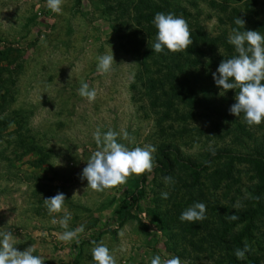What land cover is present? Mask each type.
I'll return each instance as SVG.
<instances>
[{"label": "rangeland", "instance_id": "374dc122", "mask_svg": "<svg viewBox=\"0 0 264 264\" xmlns=\"http://www.w3.org/2000/svg\"><path fill=\"white\" fill-rule=\"evenodd\" d=\"M244 1L248 11L242 12ZM225 2L198 0L199 9L189 8L199 14L205 31L221 36L223 42L232 34L227 21L232 9L250 20L240 31L264 35V0ZM61 7L62 13L56 14L46 0H0V50L12 49L21 64L14 107H34L31 124L46 148L40 166L32 161L36 155L19 157L12 148L0 155V232L11 231L19 251L34 246L33 254L43 256L44 264H94L91 250L101 242L117 264H150L155 255L178 256L181 264H238L234 240L244 224L228 217L256 207L257 170L253 162L229 155L207 161L215 150L264 155V122L249 126L243 114L230 113L238 89L223 93L212 76L223 59L238 55L234 46L218 45L203 59V84L215 101L213 108L209 102L201 103L193 107V117L160 120L146 100L133 101L128 88L132 61L116 51L108 23L99 15L98 0H63ZM111 52L112 70L100 75L97 57ZM81 81L96 89L94 102L78 95ZM97 128L102 133L126 130L130 141L118 136L117 142L130 149L155 147V166L144 174V183L142 176H133L126 185L95 192L80 179L97 150L93 139ZM165 176L173 182L165 184ZM58 192L65 195L64 209L72 215L68 229L51 223L63 211L49 216L43 203ZM135 192L140 197L130 213L129 198ZM162 192L169 193L167 199L161 198ZM259 200L249 234L241 240L264 264V190ZM196 202L206 205V219L181 222L180 214ZM237 204L239 208L234 207ZM81 225L79 244L58 240V234Z\"/></svg>", "mask_w": 264, "mask_h": 264}, {"label": "trees", "instance_id": "16d2710c", "mask_svg": "<svg viewBox=\"0 0 264 264\" xmlns=\"http://www.w3.org/2000/svg\"><path fill=\"white\" fill-rule=\"evenodd\" d=\"M225 1L228 3L230 0ZM241 6L244 8L242 12L248 11L247 1ZM189 7L199 9L198 0H98L99 10H96L108 23L111 37L117 45L116 51L132 61L128 88L133 101L146 100L147 107L154 109V114L160 120L177 121L193 117V107L201 103L209 102L213 108L215 101L211 99L208 87L203 84V59L209 49L218 45L227 49L231 46L228 43L229 36L223 42L221 36L208 34L199 23V14ZM156 13H172L187 21L193 43L186 51L169 53L165 49L167 54L152 51L156 34L152 21ZM235 16L250 23L244 13L232 9L231 15L227 16L232 29L236 26ZM258 26L261 24L258 23ZM11 52L10 48L0 50V142L4 145L0 155L4 149L12 148L11 152L15 151L19 157L36 155L32 161L40 166L45 161L43 155L46 148L42 146L39 131L31 124L34 107L31 104L27 108L14 107L18 93L15 85L21 64ZM161 150L162 153L165 149ZM177 152L174 150L175 155ZM221 155L253 162L258 174L259 184L253 190V203L256 207H249L235 220L237 224H244L243 231L234 240L236 249H243L241 236L249 234L250 225L259 209V196L264 190V155L258 151L241 153L215 150L208 153L207 161ZM145 181L146 177L142 175L140 182ZM139 197L138 192L131 194L128 205L130 213ZM119 216L122 218L123 214ZM259 260L258 256L246 252L244 259H238V264H259Z\"/></svg>", "mask_w": 264, "mask_h": 264}, {"label": "clouds", "instance_id": "9594fccd", "mask_svg": "<svg viewBox=\"0 0 264 264\" xmlns=\"http://www.w3.org/2000/svg\"><path fill=\"white\" fill-rule=\"evenodd\" d=\"M47 7L53 13H62L63 0H46ZM156 28L155 42L152 51L156 53H177L186 51L193 40L188 23L182 17H177L172 13H156L153 18ZM236 28L228 37V43L233 45L238 55L229 59H223L215 72L212 73L215 85L223 93L227 90L236 91L235 103L231 105L229 111L239 117L243 114L244 121L249 126L260 125L264 122V35L256 30H243L245 21L237 17L234 21ZM167 54V53H165ZM114 56L104 54L97 57L96 71L100 75L108 74L112 70ZM78 95L86 98L88 102H94L97 96L95 88H91L88 83L81 81ZM223 95V94H222ZM118 136L130 141L129 133L122 130V134L109 129L102 133L100 128L93 132V139L97 145L86 166L82 169L80 179L87 181V187L95 192H104L113 188L126 185L128 179L133 176H142L146 172H151L155 166L153 153L156 151L152 145L145 147L128 148L123 143L117 142ZM165 184L173 182L172 177L165 176ZM169 193L162 192L161 198L167 199ZM65 195L58 192L56 195L43 199L48 215L61 213L60 219L53 218V225L68 229L72 215L64 209ZM239 208L240 205H234ZM207 207L202 202H196L184 210L179 220L181 222L195 223L206 219ZM228 219L236 220L234 214ZM148 222V221H144ZM84 232L81 225L74 230H66L58 234L59 241L79 244V234ZM121 236L123 233L120 234ZM95 244L96 242L93 241ZM17 244L11 231L0 232V264H44V257L34 255V246H29L23 251L17 250ZM251 251L247 243L243 249H236L234 255L237 259H244L245 253ZM94 264H117L116 258L111 254L109 248L102 242L91 250ZM150 264H181L180 257L162 259L160 255H155Z\"/></svg>", "mask_w": 264, "mask_h": 264}]
</instances>
